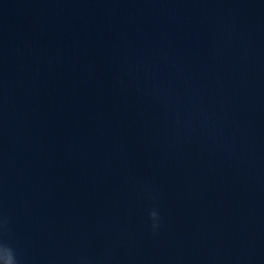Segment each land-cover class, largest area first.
I'll return each mask as SVG.
<instances>
[{
    "label": "water",
    "instance_id": "95a60500",
    "mask_svg": "<svg viewBox=\"0 0 264 264\" xmlns=\"http://www.w3.org/2000/svg\"><path fill=\"white\" fill-rule=\"evenodd\" d=\"M0 242L264 264V0H0Z\"/></svg>",
    "mask_w": 264,
    "mask_h": 264
},
{
    "label": "clouds",
    "instance_id": "9594fccd",
    "mask_svg": "<svg viewBox=\"0 0 264 264\" xmlns=\"http://www.w3.org/2000/svg\"><path fill=\"white\" fill-rule=\"evenodd\" d=\"M150 219L153 221V229H156L159 225L157 223L159 217L155 210L151 211L149 214ZM0 251L5 252L7 255L5 257H0V264H17L15 254L11 247L0 242Z\"/></svg>",
    "mask_w": 264,
    "mask_h": 264
}]
</instances>
